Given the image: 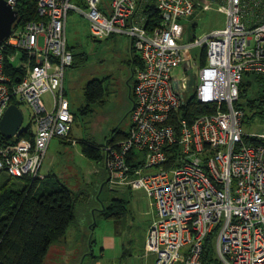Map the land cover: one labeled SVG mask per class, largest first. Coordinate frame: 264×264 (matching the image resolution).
Instances as JSON below:
<instances>
[{"label": "built area", "instance_id": "2783aa9c", "mask_svg": "<svg viewBox=\"0 0 264 264\" xmlns=\"http://www.w3.org/2000/svg\"><path fill=\"white\" fill-rule=\"evenodd\" d=\"M21 1L7 0L16 9ZM82 1L84 6L73 0H35L39 18L19 21L0 43V120L9 105L26 102L35 127L29 136H21L20 129L0 140V176L40 181L51 140L78 143L71 135L74 114L65 72L74 61L67 19L79 10L90 22L92 37H130L143 62L134 75L128 136L103 143L102 164L112 189H143L153 200L157 216L145 251L157 254L155 264H203L207 238L215 231L222 264H264V132L246 133V112L235 107L244 75L264 78V12H258L264 11V3L258 5L264 0H255L254 8L248 0H225L227 24L190 40L184 38L181 20L192 17L201 0H154L161 15L154 28L144 14L148 0ZM203 47L204 65L192 53ZM10 49L16 50L11 62L22 54L24 73L17 77L7 72ZM186 64L192 70L184 75V87L191 83L188 77L197 75L191 90L216 110L191 124L181 119L177 133L171 116L188 101L176 69ZM47 92L53 96L51 108L43 99ZM175 144L179 154L170 157L168 149ZM131 153L135 165L128 161ZM152 168L156 171L146 173Z\"/></svg>", "mask_w": 264, "mask_h": 264}, {"label": "rangeland", "instance_id": "374dc122", "mask_svg": "<svg viewBox=\"0 0 264 264\" xmlns=\"http://www.w3.org/2000/svg\"><path fill=\"white\" fill-rule=\"evenodd\" d=\"M248 1L254 8L255 0ZM73 2L83 5L82 0ZM150 3L155 2L150 0ZM263 3L259 2L258 5ZM104 10L109 14L106 7ZM192 17L193 22L188 26L191 36L196 33L195 36L200 38L214 29L222 28L228 20L226 1L210 0L209 5L197 3ZM247 17L252 18L251 13ZM66 32L69 48L74 53V61L66 68L65 89L75 112L71 135L78 143L73 145L67 140L66 143H61L60 140L52 142L50 149H47L41 171L43 175L51 174L41 179L37 187L43 190V186L49 181L61 183L79 193L81 199L66 236L52 245L44 264H145L147 258L144 257L143 245L146 243L145 239L147 240L149 226L157 216L152 198L143 189H112L109 183L106 184L105 175H101V170L104 169L102 159L99 162L93 161L83 155L81 149L85 139L101 144L114 129L129 130L131 126V92L135 81L130 64L133 57L131 38L119 34H113L106 39L92 37L90 22L79 10L69 13ZM194 53L198 59L202 58L203 53ZM12 65L23 66L22 54H18ZM183 68V73L181 71L176 75L182 79V97L185 100L194 95L191 88L196 84L197 75L188 77L189 80L192 78L191 83L184 87V75L189 76L192 69L188 64ZM94 78L104 81V87L107 88L105 102L89 104V109L83 113L81 108L87 105L85 88ZM258 93L259 88L256 89L252 84L245 95L252 98ZM43 99L51 108L52 93L47 92ZM246 99L243 98V101ZM19 106L24 114L21 130L26 129L33 133L35 127L32 126V108L26 102H21ZM253 112L247 110L245 132H264V114L253 116ZM153 171L156 168L147 170L146 173ZM6 177L8 176L0 177V191L3 183L8 181ZM27 183L25 179H13L9 180L8 185L25 186ZM116 198L120 200L122 213L106 218L104 213L112 204H117L113 203ZM212 233L216 234L215 231ZM212 245L216 253L215 236ZM215 256L221 262L217 253Z\"/></svg>", "mask_w": 264, "mask_h": 264}, {"label": "trees", "instance_id": "16d2710c", "mask_svg": "<svg viewBox=\"0 0 264 264\" xmlns=\"http://www.w3.org/2000/svg\"><path fill=\"white\" fill-rule=\"evenodd\" d=\"M19 12L20 23L39 18L35 0L21 1ZM144 14L147 17L149 27L161 23V15L155 4L150 3V0L146 3ZM195 51L203 53L204 56L202 55L200 62L204 65L207 62V47H203L201 50L193 49V55L197 56L194 53ZM13 53H16V50L6 51V68L11 76L17 77V74L24 73V70L22 65H12L9 55ZM132 53L133 57L130 64L132 65L133 75H135L137 68L143 67V62L134 48ZM103 83L104 81L96 78L87 83L85 88L87 105L81 108L83 113L89 109V104L105 102L107 88L104 87ZM252 84L255 85L256 89L259 88V93L251 98L250 96L247 97L245 92ZM243 98L247 99L243 101ZM235 107L243 109L246 114L247 110L254 111L253 116L264 114V78L262 76L251 73L244 75L239 88V99L235 102ZM215 110L213 104H202L195 95H191L187 104L172 114L170 122L179 133L181 119H186L191 124L198 116L213 113ZM73 114L75 116L74 111ZM29 135V130H22L21 136ZM127 136L128 130L114 129L101 144L86 139L83 140L82 151L89 159L99 162L101 159L103 160L102 146L106 140H110V142L119 141ZM0 140H5L1 132ZM179 148L178 144L171 146L168 149L169 156L174 157L179 154ZM173 152L176 153L173 154ZM128 161L131 165L136 164V157L133 153L129 155ZM168 165H172V160L169 161ZM105 171V181L108 185V172L106 169ZM6 178L8 181L3 183L0 191V264H44L52 245L66 236L70 223L75 217V209L81 196L75 190L61 183L49 181L43 186V190H39L37 187L41 182L39 180L33 181L30 177L13 178L8 176ZM13 179H25L28 183L25 186L8 185L9 180ZM113 203L117 204H112L109 210L105 211L104 216L106 218L122 213L123 208L120 205V200L116 198ZM214 236L215 233H211L207 238L203 264H218L212 245Z\"/></svg>", "mask_w": 264, "mask_h": 264}, {"label": "water", "instance_id": "95a60500", "mask_svg": "<svg viewBox=\"0 0 264 264\" xmlns=\"http://www.w3.org/2000/svg\"><path fill=\"white\" fill-rule=\"evenodd\" d=\"M20 20L19 10L8 4L7 0H0V43L12 34L15 25ZM23 122V111L20 106L13 103L9 105L0 120V132L4 137L10 139L22 128Z\"/></svg>", "mask_w": 264, "mask_h": 264}, {"label": "crops", "instance_id": "0c3cea01", "mask_svg": "<svg viewBox=\"0 0 264 264\" xmlns=\"http://www.w3.org/2000/svg\"><path fill=\"white\" fill-rule=\"evenodd\" d=\"M202 1V4H207V5H209L210 4V0H201ZM83 2V1H82ZM79 5V4H78ZM80 6H84V4L83 5H80ZM77 12V11H76ZM69 16V15H68ZM193 17H191V18H185V19H183V20H181V24H182V26H183V29H184V38H187L188 40H190V39H193V37H197V36H195L196 35V33H194V34H192V36H191V32L189 31V28H188V26L190 25V24H192V22H193V19H192ZM186 23H188V24H186ZM218 29V28H217ZM215 30V29H214ZM130 46H131V44H130ZM132 49V48H131ZM183 66H181V67H179V68H177L176 69V73L178 74V72H181L182 71V73H183ZM186 101H189V99H185ZM32 126H33V124H32ZM31 134V133H30ZM72 135H73V133H72ZM58 140H60L61 141V143H66V141L65 140H63V139H60V138H54V139H52L51 140V142H50V144H49V147H48V150L50 149V146H51V144H52V142H54V141H57L58 142ZM55 143V142H54ZM81 149H82V146H81ZM47 150V151H48ZM83 152V151H82ZM83 155H85L84 153H83ZM86 156V155H85ZM87 157V156H86ZM88 158V157H87ZM52 163V161L50 162V164ZM102 163V162H101ZM43 164H44V162H43ZM43 164H42V168H43ZM53 165H54V162H53V164H52V167H53ZM51 169H49V171H50ZM51 173H48V174H45L44 173V175H46L45 176V178L46 177H48L49 175H50ZM101 175H105V177H106V171H105V168L103 169V170H101ZM104 177V178H105ZM100 178V177H99ZM153 222V221H152ZM152 222H151V224H152ZM151 224H150V226H151ZM150 226H149V228H150ZM145 242H146V239H145ZM143 247L145 248V243H144V245H143ZM144 257L145 258H147V260H146V262H145V264H155L156 263V260H157V254L156 253H154V252H150V253H147L146 251H145V255H144ZM217 257H218V254H217ZM219 258V257H218ZM218 263H220V264H222V262H219L218 261ZM175 264H184L182 261H178V262H176Z\"/></svg>", "mask_w": 264, "mask_h": 264}, {"label": "flooded vegetation", "instance_id": "af4514ba", "mask_svg": "<svg viewBox=\"0 0 264 264\" xmlns=\"http://www.w3.org/2000/svg\"><path fill=\"white\" fill-rule=\"evenodd\" d=\"M19 10V9H18Z\"/></svg>", "mask_w": 264, "mask_h": 264}]
</instances>
